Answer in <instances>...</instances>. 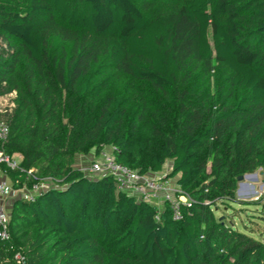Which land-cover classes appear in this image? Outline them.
Instances as JSON below:
<instances>
[{"label": "trees", "instance_id": "1", "mask_svg": "<svg viewBox=\"0 0 264 264\" xmlns=\"http://www.w3.org/2000/svg\"><path fill=\"white\" fill-rule=\"evenodd\" d=\"M164 2L0 0V98L15 94L3 152L21 157L11 181L29 187L33 170L53 183L12 205L0 264H264V240L212 212L236 202L238 177L264 173V0L146 15ZM102 63L130 78L128 99ZM104 147L139 176L169 161L182 218L74 166Z\"/></svg>", "mask_w": 264, "mask_h": 264}, {"label": "built area", "instance_id": "2", "mask_svg": "<svg viewBox=\"0 0 264 264\" xmlns=\"http://www.w3.org/2000/svg\"><path fill=\"white\" fill-rule=\"evenodd\" d=\"M14 98V93L0 98V244H5L10 240L8 230L10 211L7 206V200L13 186L10 176L20 168L21 163L20 156L10 157L3 152L9 130L1 115L11 112L14 108ZM110 150L109 154L101 152L94 159L90 169L86 171L87 174L92 175L90 178L110 176L114 180L117 191L133 195L139 201L147 204L154 203V201L160 199L162 204H168L173 220L182 218L180 207L187 204L188 201L173 181L164 180L165 176L157 178H153L151 175L139 176L137 172L118 165L114 158L115 149L110 148ZM26 180L30 185L26 187L21 199L30 202L33 201L36 195L46 191L53 185L50 179L37 180L33 170L26 171ZM177 193H180V195L176 196ZM182 197L186 200L181 201ZM14 261L16 264H25L24 258L20 254H15Z\"/></svg>", "mask_w": 264, "mask_h": 264}, {"label": "rangeland", "instance_id": "3", "mask_svg": "<svg viewBox=\"0 0 264 264\" xmlns=\"http://www.w3.org/2000/svg\"><path fill=\"white\" fill-rule=\"evenodd\" d=\"M186 0H165L163 4L157 6L155 9H150L146 15L153 17L158 14H165L168 11L180 6ZM139 6L146 8L149 0H135ZM148 8H151L148 6ZM101 72L105 75V85L109 91H112L118 95H123L127 99L131 96L134 90L132 81L130 78L112 70V67L107 63L101 64ZM102 152L109 154L111 152L109 147H104ZM94 150L89 151L84 156H75L74 166L82 170L87 177L92 176L87 174L91 167L92 162L96 158ZM170 162L167 161L162 171L158 174L151 175L154 177H162L168 174ZM255 178L243 179L242 184H237L236 202L226 204H218V206L212 208L214 218L218 221H223L226 225L234 227L237 231L243 232L246 235L256 239L264 240V173L261 170H257ZM174 182V180H172ZM174 185V184H173ZM25 185L12 186V192L7 200V206L9 211L15 201L20 200L26 191ZM177 193L176 196H179ZM182 196V195H181ZM184 197L181 201H185ZM150 205H157L162 207L160 199L150 203Z\"/></svg>", "mask_w": 264, "mask_h": 264}, {"label": "water", "instance_id": "4", "mask_svg": "<svg viewBox=\"0 0 264 264\" xmlns=\"http://www.w3.org/2000/svg\"><path fill=\"white\" fill-rule=\"evenodd\" d=\"M247 178H255V175L254 174H247V175H244V176H240V177H238L237 178V182L239 183V184H242V181H243V179H247Z\"/></svg>", "mask_w": 264, "mask_h": 264}, {"label": "crops", "instance_id": "5", "mask_svg": "<svg viewBox=\"0 0 264 264\" xmlns=\"http://www.w3.org/2000/svg\"><path fill=\"white\" fill-rule=\"evenodd\" d=\"M172 181V180H171ZM174 183H175V181H174Z\"/></svg>", "mask_w": 264, "mask_h": 264}]
</instances>
